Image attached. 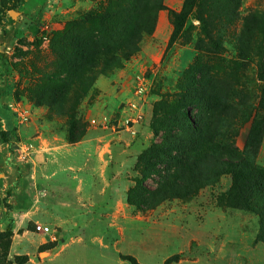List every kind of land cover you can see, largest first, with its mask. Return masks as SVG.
<instances>
[{
  "label": "rangeland",
  "instance_id": "obj_1",
  "mask_svg": "<svg viewBox=\"0 0 264 264\" xmlns=\"http://www.w3.org/2000/svg\"><path fill=\"white\" fill-rule=\"evenodd\" d=\"M122 1L8 0V7L16 4L14 9L0 7V98H5L3 108L17 126L10 130L6 144L14 148V156L20 147L34 146L18 169L27 172V160L41 140L69 142L73 128L76 133L85 131L84 137L90 130L96 135L114 132L124 146L123 154L114 149L115 154L137 157L128 191L138 204H129L123 213L128 222L119 229L121 236L113 230L117 244L105 251L91 241L101 236L93 233L97 230H84L82 241L70 244L50 264H75L70 261L74 253H79L76 264H102L113 254L124 261L131 256L138 264H264V244L258 242L260 217L226 207L222 195L227 194L233 177H218L223 172L220 165L208 166L205 172L212 183L192 198L166 199L154 206L146 201L145 191L159 189L173 169L166 163H138L153 143H164L165 131L159 124L167 112L176 115L189 88L190 93L207 88L211 101L219 100L236 115V134L221 135L215 144L231 143L244 151L250 128L244 119L250 108L259 107L264 88V0H200L173 41L171 12L178 15L185 0H161L160 10L153 0H140L143 11L155 16L151 31L141 37L135 50L129 48L127 37L119 36L125 16L130 15L131 24L141 16H131L132 7L117 16L113 9ZM111 37H117L118 45L110 43ZM79 52L95 55L87 62L80 59L82 66L70 63L74 70L66 68L65 59L74 60ZM187 110L200 115L195 106ZM259 111L263 134L255 165L264 169V110ZM221 112L219 125L225 130L230 122ZM144 173L149 177L137 191L136 181ZM24 183L17 199L15 189L0 194V264H49L56 235L41 234L34 221H26L21 229L14 224L18 214L24 219ZM9 227L12 234L5 235ZM26 231L45 243L39 246L22 239L15 245V236Z\"/></svg>",
  "mask_w": 264,
  "mask_h": 264
},
{
  "label": "crops",
  "instance_id": "obj_2",
  "mask_svg": "<svg viewBox=\"0 0 264 264\" xmlns=\"http://www.w3.org/2000/svg\"><path fill=\"white\" fill-rule=\"evenodd\" d=\"M5 101L0 98V129L10 131L17 126L13 115L3 108ZM41 141L42 145L27 160L25 174L23 169H18L22 162L13 155L14 148L6 143L0 144V194L5 189H15L16 194L23 182L27 185L24 219L18 214L15 227L21 229L26 221H34L52 229L49 235H56L57 246L48 258L49 264L70 244L81 242L80 235L85 233L84 230H97L93 233L101 236L91 237V241L109 251L117 244L113 230L121 236L119 229L128 222L123 213L130 207L127 202L131 185L129 177L137 157L122 156L124 146L114 132L96 135L90 130L77 143L61 142L60 139L57 142ZM97 141L105 143L99 145ZM112 142L116 147H111ZM114 149L122 153L121 156L116 155ZM18 196L16 194L14 198ZM22 239L39 246L45 243V239H35L26 231L19 238L15 236L14 244L21 243ZM54 240L56 238H51ZM56 250L59 251L53 254ZM77 254L74 253L70 260L75 264L80 260ZM107 258L108 262L102 264H129L118 254Z\"/></svg>",
  "mask_w": 264,
  "mask_h": 264
},
{
  "label": "trees",
  "instance_id": "obj_3",
  "mask_svg": "<svg viewBox=\"0 0 264 264\" xmlns=\"http://www.w3.org/2000/svg\"><path fill=\"white\" fill-rule=\"evenodd\" d=\"M13 1L22 2L23 0ZM153 1L156 3L157 10L163 9L164 5L161 3V0ZM198 2L200 0H185L183 10L178 15L171 12L175 19V31L171 41L182 32ZM8 5V0H1L0 7L2 9H14L16 7L15 3L9 7ZM130 8L134 10L131 16H141V18L135 19L131 24L130 15L125 16L126 21L122 22L126 25L122 27L124 31L120 33L119 37L120 39L127 37L129 48L135 50L141 41V37L151 31L155 13L150 14L143 11L140 0H135V2L123 0L113 11L119 16V14L127 12ZM145 16L147 17L143 18ZM2 19L3 17L0 16V22ZM89 19L95 23L98 22V18L95 16H90ZM112 37L110 38V43L112 41L114 45H118L117 37L113 39ZM110 49L111 46L109 47V51ZM117 53L119 54V52ZM94 55L91 52L85 55L81 54V52L76 53V58H73L74 60L65 59V67L74 70V68L69 66L70 63L73 65L74 62L75 66H82L80 59L87 62ZM206 89L197 88L198 92L190 93L192 89L189 88V94L185 97L186 101L177 106L176 115L173 116L171 112H167L165 121L159 124L162 131H165L164 143L159 145L153 143L138 158V163L146 162L153 166L166 163L173 169L170 174L165 176L163 184H158L160 186L159 189L154 191L144 190L149 194H147L149 197L146 201L156 206L166 199L192 198L205 185L207 186L212 183V180L206 176L205 172L208 166L216 168L217 165H220L223 172L216 174L218 177L223 174H231L233 177V182L227 194L222 195L223 200L227 202L225 203L226 207L245 209L257 213L260 217L258 242L264 244V169L255 165L256 154L263 134V130L260 129L262 124V119L260 118L263 116H260L261 111H259V108L264 110V88L259 107L250 108L244 119V124H250L244 151H240L239 148L231 143L223 146L215 144V138L221 135L228 137L236 134L234 124L237 118L235 114L233 115L232 111L224 109L222 104L218 102L219 100H213L215 102L211 101L212 97L206 95ZM189 106H195L200 109V115H194L187 110ZM221 110L224 111L222 117H225L230 122V126L225 130H222L219 125L223 122L220 120ZM159 132V127L155 128L154 136L156 137ZM84 133L85 131L83 130L80 133H76L73 128V131L70 132L69 142L77 143L81 141L85 136ZM10 137L11 131L0 129V144L8 143ZM148 177V173H144L143 178L136 181L137 191L144 188L143 183ZM144 199H146L145 195ZM127 200L130 205L136 206L138 204L132 192L128 191ZM11 234L12 232L9 227L5 235ZM124 259L131 264H138L131 256H125Z\"/></svg>",
  "mask_w": 264,
  "mask_h": 264
},
{
  "label": "built area",
  "instance_id": "obj_4",
  "mask_svg": "<svg viewBox=\"0 0 264 264\" xmlns=\"http://www.w3.org/2000/svg\"><path fill=\"white\" fill-rule=\"evenodd\" d=\"M33 149H34L33 145L26 146V147L25 146L20 147L19 149H17L18 159L22 160L23 158L28 157L29 155L32 154ZM26 159L27 158H25V160ZM36 228L41 234H44V235H47L51 232V229L48 226L37 225Z\"/></svg>",
  "mask_w": 264,
  "mask_h": 264
}]
</instances>
